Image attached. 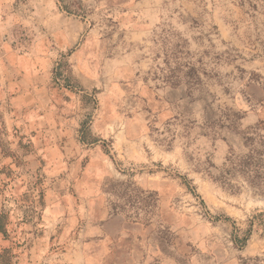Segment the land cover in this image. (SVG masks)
I'll list each match as a JSON object with an SVG mask.
<instances>
[{
    "label": "rangeland",
    "instance_id": "obj_1",
    "mask_svg": "<svg viewBox=\"0 0 264 264\" xmlns=\"http://www.w3.org/2000/svg\"><path fill=\"white\" fill-rule=\"evenodd\" d=\"M259 139L264 0H0V264H264Z\"/></svg>",
    "mask_w": 264,
    "mask_h": 264
},
{
    "label": "trees",
    "instance_id": "obj_2",
    "mask_svg": "<svg viewBox=\"0 0 264 264\" xmlns=\"http://www.w3.org/2000/svg\"><path fill=\"white\" fill-rule=\"evenodd\" d=\"M257 130H255V132ZM245 141L250 145H253L255 138H252V136L246 137ZM257 143H260L261 146L264 145V141L261 139H259ZM257 155H259V157H257ZM228 162L230 168L227 170V172H225L226 174H231V171L237 170L240 173L246 174V177L251 184L259 186L262 182H264V173H262V170H264V158L260 150L251 149L247 155L238 159V161H232L229 159ZM262 216L264 217V215ZM5 220V215L0 213V233H3L4 231ZM246 241L247 239H243L240 241V244L244 246Z\"/></svg>",
    "mask_w": 264,
    "mask_h": 264
}]
</instances>
